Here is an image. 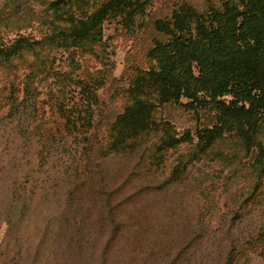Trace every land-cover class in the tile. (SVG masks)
<instances>
[{
    "label": "rangeland",
    "instance_id": "1",
    "mask_svg": "<svg viewBox=\"0 0 264 264\" xmlns=\"http://www.w3.org/2000/svg\"><path fill=\"white\" fill-rule=\"evenodd\" d=\"M51 1L0 0V47L42 40ZM179 1L152 0L132 32L108 22L92 52L44 43L0 61V264H264L257 148L236 134L207 149L193 134L170 146L212 116L166 105L157 119L171 124L168 134L151 130L133 153L107 150L128 65ZM81 81L97 86L94 103ZM73 216L80 225L69 226Z\"/></svg>",
    "mask_w": 264,
    "mask_h": 264
},
{
    "label": "trees",
    "instance_id": "2",
    "mask_svg": "<svg viewBox=\"0 0 264 264\" xmlns=\"http://www.w3.org/2000/svg\"><path fill=\"white\" fill-rule=\"evenodd\" d=\"M151 1L52 0L43 39L20 36L0 47V61L47 45L72 55L92 52L104 45L108 22L132 32ZM218 2L209 0L199 7L180 0L170 14L153 21L154 34L143 59L129 63L126 83L116 92L125 105L108 129L110 153L135 152L151 130L168 134L173 127L157 115L166 105H175L198 121L207 115L212 119L194 133L186 130L180 139L170 136V146L193 134L198 146L207 149L224 135L236 134L248 151L258 149L259 176L264 177V145L259 139L264 132V0ZM80 83L86 103H94L97 86ZM75 216L69 226L81 224ZM75 240L81 257L83 245Z\"/></svg>",
    "mask_w": 264,
    "mask_h": 264
}]
</instances>
